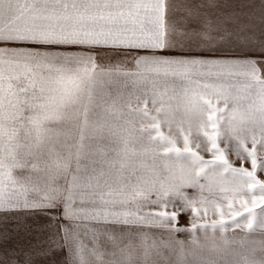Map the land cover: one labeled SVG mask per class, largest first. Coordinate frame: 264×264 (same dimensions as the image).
I'll list each match as a JSON object with an SVG mask.
<instances>
[{
	"label": "snow or ice",
	"instance_id": "1",
	"mask_svg": "<svg viewBox=\"0 0 264 264\" xmlns=\"http://www.w3.org/2000/svg\"><path fill=\"white\" fill-rule=\"evenodd\" d=\"M222 7L0 0V225L37 233L0 264L56 252L65 264H171L177 247L187 264V250L231 243L235 229L241 245L262 237L236 264H264V38L229 28ZM117 78L126 96L107 89ZM105 130L115 147L93 143ZM185 213L191 227H177ZM37 217L47 223L27 224Z\"/></svg>",
	"mask_w": 264,
	"mask_h": 264
},
{
	"label": "rangeland",
	"instance_id": "2",
	"mask_svg": "<svg viewBox=\"0 0 264 264\" xmlns=\"http://www.w3.org/2000/svg\"><path fill=\"white\" fill-rule=\"evenodd\" d=\"M197 2H203V0H197ZM262 0H220V3L223 7L220 11L227 16H231L232 19L228 23L229 28H236L239 26H243L245 32L248 35H255L257 40L264 38L261 33H264V21L260 19L261 16V9L260 4ZM169 55H178L179 53H168ZM197 55H201L200 53H196ZM207 55V54H203ZM249 58L253 59H260V54L258 52H249ZM107 63V61H105ZM107 89L111 92L112 96L115 97L118 94L127 95L129 91L132 90L133 86L131 83L125 84L122 78L114 79L111 84H108ZM138 126V122H137ZM165 132L167 131L166 128L163 129ZM86 136L94 135V130L90 127L86 130ZM104 139H96L93 141L94 144H100L105 147H115L111 143L108 138L107 130L103 133ZM138 148L139 145H136ZM109 155H114V153L109 152ZM206 159H210V154L202 153ZM234 161V166L239 167L241 166V162L236 160L235 157H232ZM149 162H151V158L149 157ZM157 163H161L157 160ZM244 167L250 168V163H246L243 165ZM18 174L28 175V170H17ZM35 177V174H33ZM258 177L260 179H264V172L258 171ZM63 183V181H61ZM189 194H193V190H187ZM190 213L182 214L179 217L177 227L181 228H190ZM212 219L211 213H209L208 217H206L205 222H210ZM36 223L46 224L47 220L43 217H37L36 220L32 218H28L27 224L34 225ZM16 225L14 223H8L5 225H0V232H3L7 229L9 234V239L0 243V253H4L6 250L9 249H22L25 252L28 251L32 245L37 243L36 236L37 233L32 232L31 234L25 233L23 230L14 231ZM157 234H163L164 236L167 235V231L165 229L155 230ZM247 230H230L229 232L225 233L230 241H233L228 244H224L222 241L217 239L214 243L216 245L215 249L211 247V242L209 245L202 250H197L194 253L190 250L185 252V260L187 264H197V262L201 259L204 260H211L214 261L215 264H236V262L242 260L243 255L247 254L253 247H258L259 240L262 238L259 229L255 230L254 232L247 233L248 240L241 245L240 243L235 242L240 238L244 237ZM198 235H202L198 231ZM176 239L182 241H190L191 240V233L188 232H178L174 233ZM217 236H219V232L217 231ZM101 244H104V241H101ZM195 246H190V249H194ZM180 250L177 247L173 252L168 254L169 261L171 264H175V260L177 255L179 254ZM36 264H65V254L63 252H56L51 256L46 258H41L36 261Z\"/></svg>",
	"mask_w": 264,
	"mask_h": 264
}]
</instances>
